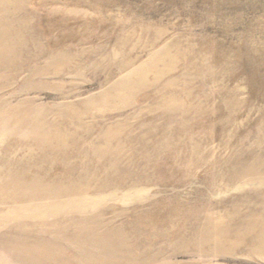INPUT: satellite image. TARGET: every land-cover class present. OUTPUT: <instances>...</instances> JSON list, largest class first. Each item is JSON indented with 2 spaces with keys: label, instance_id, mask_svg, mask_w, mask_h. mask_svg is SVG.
<instances>
[{
  "label": "rangeland",
  "instance_id": "rangeland-1",
  "mask_svg": "<svg viewBox=\"0 0 264 264\" xmlns=\"http://www.w3.org/2000/svg\"><path fill=\"white\" fill-rule=\"evenodd\" d=\"M26 1L23 8L6 5L0 31L11 21L24 31V51L42 47L62 59L57 67L46 57L30 60L9 82L1 77L12 69L0 66L1 185L11 167L30 171L27 185L41 172L36 164L44 162L22 157L37 146L31 121L42 120L44 131L82 124L74 142L85 157L69 169L91 167L92 199L100 207L86 216L101 214L133 250L152 248L157 264H264L248 232L264 231V168L256 173L264 162V0ZM138 71L146 87L114 90ZM208 218L248 241L234 255L188 252L180 240ZM5 231L10 227L0 229V239Z\"/></svg>",
  "mask_w": 264,
  "mask_h": 264
},
{
  "label": "bare ground",
  "instance_id": "bare-ground-1",
  "mask_svg": "<svg viewBox=\"0 0 264 264\" xmlns=\"http://www.w3.org/2000/svg\"><path fill=\"white\" fill-rule=\"evenodd\" d=\"M10 2L17 5V8L21 6L23 8L27 1L0 0L2 8L0 17L6 18L8 15L6 5ZM6 26L0 31V66L12 69V73L2 76L1 80L9 82L19 78L30 60L41 61L46 57L53 61L55 67L60 64L58 62L62 59L61 53L48 54L42 47H32L33 51L29 50L30 48L28 52L24 51L23 47H20L24 40V31L16 28L11 21ZM138 72L140 76L127 75L119 80L114 90H128L133 93L138 88L146 87L147 82L142 77V71ZM40 73L43 74V69L41 72H34L33 77H42V75L39 76ZM111 93L114 92H106L102 98H110ZM117 95L121 98V94ZM66 107L71 109L70 106ZM22 122V118L16 121L17 125ZM31 122L33 124L30 133L37 146L28 147L25 151L26 155L22 157L37 158L44 163L36 164L41 166V172H37L38 175L29 185L26 183L28 175L31 174L28 169L17 172L11 167L5 175L4 184L8 185H1L0 181V205L4 207L0 210V229L10 227V232L5 231L0 239V253L3 254L0 256V264H8L4 261L14 258L29 264H157L156 262L160 259L148 253L153 251L152 248L133 250L126 237L100 221L101 214L93 218L85 215L88 209L100 207V204L99 201L92 199L90 182L92 183L93 180L90 179V165L84 164L85 162L81 160V165H84L76 168L77 174H74V168L69 169V163L78 159V155L85 157L76 150L77 145L74 142L82 124L76 123L75 131L63 132L61 129L41 130L39 127L42 126L43 121L38 117ZM7 123L5 121L1 124ZM13 156L18 158V154ZM58 164L61 165L57 166ZM56 168H63L66 170L65 174L56 175L54 173ZM262 168H264V162L262 165H257L256 173L261 174ZM240 179L244 180V178ZM140 184L141 181H138L136 186ZM246 185L245 181L239 189H244ZM260 186L264 188V179ZM143 194L144 191L140 190L136 198L142 197ZM48 196H53L58 201L64 200V202L42 203L39 200ZM33 200L37 203L34 204ZM9 206L15 209L6 210L5 208ZM75 215H79L80 218L74 217ZM236 217L239 216L235 215L232 219ZM223 223V221H213L208 218L203 228L199 226L194 233L188 232L184 237L189 236V238L180 242L187 246L188 252L197 255L206 254L210 258L234 255L242 244H246L249 237L244 232L238 234L233 226H225ZM258 227L261 228V226ZM248 232L256 239L250 241L252 243L250 246L254 247L257 253H264V231L262 229L260 232L254 231L250 226ZM158 235L165 234L158 232L155 236ZM50 236L52 240L47 239L51 238ZM71 250L76 254V257L72 259L69 255ZM191 264L215 263L210 260L208 263L201 261Z\"/></svg>",
  "mask_w": 264,
  "mask_h": 264
}]
</instances>
